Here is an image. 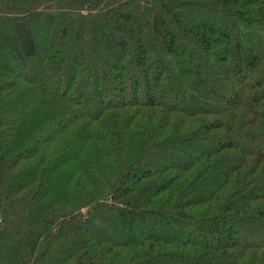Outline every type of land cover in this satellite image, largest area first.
Masks as SVG:
<instances>
[{
    "label": "trees",
    "instance_id": "trees-1",
    "mask_svg": "<svg viewBox=\"0 0 264 264\" xmlns=\"http://www.w3.org/2000/svg\"><path fill=\"white\" fill-rule=\"evenodd\" d=\"M0 264H264V0H0Z\"/></svg>",
    "mask_w": 264,
    "mask_h": 264
},
{
    "label": "rangeland",
    "instance_id": "rangeland-1",
    "mask_svg": "<svg viewBox=\"0 0 264 264\" xmlns=\"http://www.w3.org/2000/svg\"><path fill=\"white\" fill-rule=\"evenodd\" d=\"M98 57V56H97ZM100 57V56H99ZM202 64H203V68L205 70H207L209 67L207 66V63H205V61H202Z\"/></svg>",
    "mask_w": 264,
    "mask_h": 264
}]
</instances>
